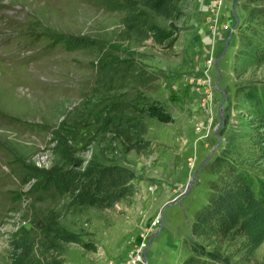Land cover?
<instances>
[{
	"label": "rangeland",
	"instance_id": "rangeland-1",
	"mask_svg": "<svg viewBox=\"0 0 264 264\" xmlns=\"http://www.w3.org/2000/svg\"><path fill=\"white\" fill-rule=\"evenodd\" d=\"M246 1L225 0L211 22L204 1L182 0L177 20L167 24L175 33L171 45L150 38L131 46L121 38L123 16L104 10L101 0H0V264H15L11 241L23 237L33 242L27 264H120L158 218L148 263L182 264L190 256L191 227L218 176L213 162L226 142L219 136L225 110L231 106V123L247 124L233 111L236 90L264 79V67L242 79L234 72L248 25ZM202 29L210 31L211 49L197 54ZM70 37L94 40L111 52L122 80L110 96H92L98 47L73 48ZM210 57L211 80L204 71ZM207 91L210 109L203 102ZM114 107L145 126L142 149L126 152L116 140L90 142L89 118ZM58 134L79 150L73 171L88 162L129 171L128 197L112 208H68V180L54 188L36 171L57 161L52 148ZM57 231L91 247L63 243ZM240 264H264V243L252 262Z\"/></svg>",
	"mask_w": 264,
	"mask_h": 264
},
{
	"label": "trees",
	"instance_id": "trees-1",
	"mask_svg": "<svg viewBox=\"0 0 264 264\" xmlns=\"http://www.w3.org/2000/svg\"><path fill=\"white\" fill-rule=\"evenodd\" d=\"M181 1L101 0L100 5L108 12L123 16L121 38L129 45L140 46L150 38L156 44L171 45L175 33L167 24L177 20ZM245 7L249 10L248 25L234 63V72L239 79L253 69L264 67V0H247ZM70 40L73 48L81 43L86 48L98 47L100 62L92 96L100 99L110 96L116 90L115 82L121 83L122 80V69L111 52L105 45L91 39L70 37ZM132 70L135 71L136 67ZM234 100L233 111H239L248 122L246 125L231 123L232 108L227 106L225 112L228 113L219 133L226 142L213 162V166L219 167L218 176L210 184L208 203L195 217L191 227L190 256L182 264L250 263L264 243V79L242 83ZM117 111L118 107H114L105 115L89 118L92 122L90 142L93 139L101 143L106 140L111 145L116 140L126 152L142 149L144 145L140 140L147 133L145 126L120 116ZM85 136L88 138V134L83 138ZM54 140L52 151L57 161L49 170L36 171L39 179L54 188L61 187V183L68 180L72 186L68 208L83 211L100 204L112 208L128 197L132 177L129 171L116 165L88 162L84 170L75 172L70 167L80 166L73 163V155L79 150L74 145H67L63 135H56ZM87 142L81 139V143L87 145ZM57 232L63 243L91 247L76 235ZM32 243L27 237L11 241L15 264L30 261ZM234 258L238 261L234 262ZM49 264L62 262L55 260Z\"/></svg>",
	"mask_w": 264,
	"mask_h": 264
},
{
	"label": "built area",
	"instance_id": "built-area-1",
	"mask_svg": "<svg viewBox=\"0 0 264 264\" xmlns=\"http://www.w3.org/2000/svg\"><path fill=\"white\" fill-rule=\"evenodd\" d=\"M204 1L207 4V12H208V21L216 22L219 19V14L223 7L225 0H200ZM212 29L215 30L214 25L212 24ZM213 58L210 57L206 61V67L204 69L206 77L211 80L210 71L213 65ZM212 86V85H211ZM210 86V88H211ZM215 89V86H213ZM204 104L206 108H211L213 102V95L211 91H207V97L204 99ZM160 224L159 218L154 222V224L150 228L143 229V232L140 234V241L129 249V251L124 255L123 260H121L120 264H149L148 263V251L149 246L152 241V237L154 236L156 229ZM112 264V263H111Z\"/></svg>",
	"mask_w": 264,
	"mask_h": 264
},
{
	"label": "crops",
	"instance_id": "crops-1",
	"mask_svg": "<svg viewBox=\"0 0 264 264\" xmlns=\"http://www.w3.org/2000/svg\"><path fill=\"white\" fill-rule=\"evenodd\" d=\"M201 20H204V18L202 17V18H200ZM202 31L203 32H201V31H199V33L198 34H201V35H203V36H207V39L210 41L209 43L206 41V43H205V41H204V38L205 37H203V36H201V42H200V37L198 36L197 37V40H198V42H200L198 45H197V47H198V50L197 49H195V53H197V54H199V53H204V52H208L210 49H211V45H210V43H211V37H210V31L208 30H203L202 29ZM202 51H204V52H202ZM206 54V53H205Z\"/></svg>",
	"mask_w": 264,
	"mask_h": 264
},
{
	"label": "water",
	"instance_id": "water-1",
	"mask_svg": "<svg viewBox=\"0 0 264 264\" xmlns=\"http://www.w3.org/2000/svg\"><path fill=\"white\" fill-rule=\"evenodd\" d=\"M220 114H221V117H223V112L222 111L220 112ZM216 149H217V147H216ZM188 189L190 190V185L188 186Z\"/></svg>",
	"mask_w": 264,
	"mask_h": 264
}]
</instances>
